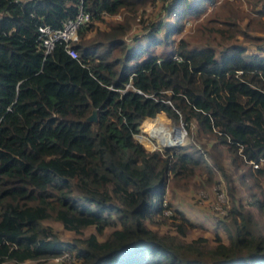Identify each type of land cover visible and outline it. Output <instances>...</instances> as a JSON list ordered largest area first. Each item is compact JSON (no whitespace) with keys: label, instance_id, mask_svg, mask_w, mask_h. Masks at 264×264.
Segmentation results:
<instances>
[{"label":"trees","instance_id":"1","mask_svg":"<svg viewBox=\"0 0 264 264\" xmlns=\"http://www.w3.org/2000/svg\"><path fill=\"white\" fill-rule=\"evenodd\" d=\"M147 1L0 0V264L62 255V264H264L263 227L232 185L217 219L225 240L187 238L200 226L166 201L165 187L191 183L197 167L212 178L201 149L164 154L134 138L138 120L156 114L160 127L165 115L189 135L193 126L244 167L264 215V0H169L130 46L129 20ZM80 10L90 19L78 27L77 56L63 42L44 54L39 27L59 29ZM117 14L123 20L86 37ZM206 15L190 39L175 37L186 18ZM163 224L171 231L155 228Z\"/></svg>","mask_w":264,"mask_h":264},{"label":"rangeland","instance_id":"2","mask_svg":"<svg viewBox=\"0 0 264 264\" xmlns=\"http://www.w3.org/2000/svg\"><path fill=\"white\" fill-rule=\"evenodd\" d=\"M167 1L169 0H148L143 7L138 9L135 15L132 16L129 20L130 26L126 31V34L124 35V40H126L128 45L133 46L136 45V43L139 41H145V33L147 32V28L143 26L144 23L146 24L149 23V21H157L161 18L163 19L165 17V9L163 8V3H166ZM241 8H248L247 4L242 3ZM216 10L217 9L214 7L210 8L209 14H212ZM206 17L207 15L197 19L186 18L182 31L177 33L175 37L179 38L189 34L187 38L190 39V35L196 31L197 25L205 20L204 18ZM165 19L169 21L174 20L173 16H170L169 19H167L166 17ZM116 20H123L122 14L105 15L102 21L95 22L93 24V30L89 32L86 37L94 35V32L98 30H108L107 24ZM253 34L261 35L262 33L253 32ZM158 35L162 37L163 31L160 30V32H158ZM79 41L80 40L77 34V42ZM156 49L158 50L159 48ZM160 113L165 115V113L163 112ZM165 116L173 123L171 121H167V125L160 127L157 125V123H160L162 121L157 122L155 120L154 122L153 120H151L155 117L144 121L142 119H139L137 126L138 132L134 134V138L138 142H140L146 150L152 151L158 149L164 154L173 153L177 151L179 147L188 143H193L197 148L202 150L207 164L211 166V168L213 167L212 170L214 172L212 178L209 179L207 176L208 173L202 170L201 167H197L195 169L196 174H194L193 181L191 183L187 184L186 186L176 183L174 184L173 188L169 186L165 187L164 197L166 201L171 198V201L173 202V205L175 207L181 209L191 221L200 226L190 228L187 232V238L195 237L197 235H206L213 238L215 233H217L224 240L226 239V235L223 229L217 226V219L218 217L225 214L226 210L231 205V197L229 193L230 185L234 187L237 197L244 204L245 208L251 210L254 217L258 219L264 231L263 212L260 211L256 206L251 205L252 198L249 194L247 184L242 181L243 179L241 177V172L244 170V167L234 165L230 157L225 156L224 153H220L218 152V150L213 149L211 147L212 139L210 137L204 136L200 139L196 138V134L194 131L195 129H193V126H191V133L189 135L188 130L181 122H176L171 117H168L167 115ZM156 127L162 129L163 131L167 129L170 132H173L175 127H181L184 132V136L179 144L174 145L172 148L163 147L161 136L166 137V135L169 134V131L166 134L161 133L160 135H158L161 131H157ZM140 136L149 140L153 146L145 145L140 140ZM157 140L159 142H157ZM216 161H219L224 166L225 173L227 175L229 174L231 178L230 183H228L227 178H225L221 170H219L218 167H215ZM49 224L55 230H57L60 236L65 240H74V238L76 237L72 232L65 230L57 222L50 221ZM155 228L161 232H166L168 230L171 231V228L166 224L159 226L155 225ZM89 231L90 229L86 230L85 233L87 234L89 233ZM18 264H62V261H60L59 258H50L47 260H26Z\"/></svg>","mask_w":264,"mask_h":264},{"label":"built area","instance_id":"3","mask_svg":"<svg viewBox=\"0 0 264 264\" xmlns=\"http://www.w3.org/2000/svg\"><path fill=\"white\" fill-rule=\"evenodd\" d=\"M89 19V12L80 10L75 18L66 20L64 25L59 29H51L47 25L40 26L38 39L42 45L44 54L49 53L55 47L57 42H63L66 52L70 56L76 57L77 50L75 48V42L77 41L78 27L80 24L88 22ZM164 213L168 214L170 211L165 210ZM54 258H59L60 261L67 259L66 255Z\"/></svg>","mask_w":264,"mask_h":264},{"label":"bare ground","instance_id":"4","mask_svg":"<svg viewBox=\"0 0 264 264\" xmlns=\"http://www.w3.org/2000/svg\"><path fill=\"white\" fill-rule=\"evenodd\" d=\"M147 119H149V118H144L142 120L144 121ZM151 120H153L155 122V119H151ZM160 131L161 132L158 135H160L161 133L166 134L169 130L165 129L164 131L163 130H160ZM168 133L169 134L166 135V137L161 136V142H162L163 147L172 148L174 145L179 144V142L181 141V139L184 136V132H183L181 127H175L173 132L169 131ZM157 142H159V141L157 140Z\"/></svg>","mask_w":264,"mask_h":264},{"label":"water","instance_id":"5","mask_svg":"<svg viewBox=\"0 0 264 264\" xmlns=\"http://www.w3.org/2000/svg\"><path fill=\"white\" fill-rule=\"evenodd\" d=\"M96 111L97 110L94 108L92 110L91 114L86 117V120H88V121H94V120H96Z\"/></svg>","mask_w":264,"mask_h":264}]
</instances>
